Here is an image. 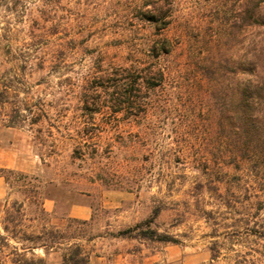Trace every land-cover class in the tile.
Listing matches in <instances>:
<instances>
[{"label": "rangeland", "instance_id": "obj_1", "mask_svg": "<svg viewBox=\"0 0 264 264\" xmlns=\"http://www.w3.org/2000/svg\"><path fill=\"white\" fill-rule=\"evenodd\" d=\"M250 1L0 0V167L12 170L0 173V264H59L55 228L109 264L165 246L182 252L168 264H264V170L227 148L205 67L249 56L262 31L246 24ZM159 38L172 50L155 59ZM154 64L162 80L146 75ZM156 207L149 228L176 243L117 234ZM41 232L47 252L24 239Z\"/></svg>", "mask_w": 264, "mask_h": 264}, {"label": "trees", "instance_id": "obj_2", "mask_svg": "<svg viewBox=\"0 0 264 264\" xmlns=\"http://www.w3.org/2000/svg\"><path fill=\"white\" fill-rule=\"evenodd\" d=\"M259 0H251L250 6L246 9L244 18L246 24L251 28H260L262 31H258L253 36L259 37L253 38L249 56L234 59H223L219 61H211L205 67L210 73L216 72V83L218 90L216 100L218 102V128L220 135L225 139V143L228 149H230L235 155H239L241 158L247 159L251 164V170L258 169L264 170V15L259 10ZM172 50L171 43L166 38H159L152 42L150 45V51L155 59H158L162 55L169 54ZM130 70L132 68H129ZM124 68V70H129ZM138 71L140 77L141 70ZM124 78L133 75V73H126ZM166 74L165 68L160 65H153L148 68L146 75L149 77L158 78L162 80ZM160 83L153 82L147 83V88H154ZM126 87V83L122 86ZM129 88L124 89V96L128 102L135 103L138 101L136 96H133V82L129 84ZM140 85V84H139ZM141 84L140 86H142ZM120 86H117L119 90ZM140 91V87L138 89ZM115 91V90H113ZM9 172L11 169L1 168L0 173ZM21 179L30 181L34 178L29 177L26 174L19 173ZM4 176L3 174H0ZM7 180V178L5 177ZM160 208L156 207L153 210L149 219L142 223H137L134 226L122 229L118 231V235L130 237L132 232L136 229H140L138 236L141 238L156 239L158 241L173 242L176 243V239L166 233H157L155 230L149 228L152 219L159 213ZM75 218H68L66 227H70L72 223H83ZM3 229L7 232L9 228L7 224L3 225ZM51 236L52 243H55V250L61 251L59 264H93L90 260L89 253L85 248L78 243L77 239L80 235L77 232L68 233L65 230L55 228L54 232H47ZM46 233L41 232L34 236L24 234L26 241H38L45 252L51 245H48L44 239ZM136 235V234H135ZM70 239L72 241L66 242L63 247L64 240ZM29 249L32 247L29 246ZM214 257V255H213ZM43 258H38L36 261L33 259H24L22 264H44Z\"/></svg>", "mask_w": 264, "mask_h": 264}, {"label": "crops", "instance_id": "obj_3", "mask_svg": "<svg viewBox=\"0 0 264 264\" xmlns=\"http://www.w3.org/2000/svg\"><path fill=\"white\" fill-rule=\"evenodd\" d=\"M45 211H51L52 206L50 204H43ZM89 209L83 205H73L69 210V216L76 218L86 219L89 217ZM178 252L179 257L181 256V250H178L175 246H165L161 250L146 253L145 250H141L138 254L133 251H122L116 253L113 257V264H168L171 260L170 253ZM90 256V255H89ZM139 256V257H138ZM138 259H135V258ZM175 257V264H186L187 256H184L182 260L177 262ZM91 260V259H90ZM93 261V262H92ZM93 264H109L107 259H104L101 255H96L93 260Z\"/></svg>", "mask_w": 264, "mask_h": 264}]
</instances>
